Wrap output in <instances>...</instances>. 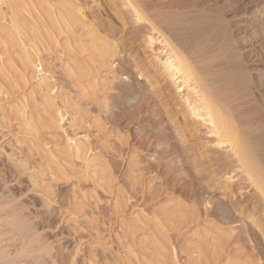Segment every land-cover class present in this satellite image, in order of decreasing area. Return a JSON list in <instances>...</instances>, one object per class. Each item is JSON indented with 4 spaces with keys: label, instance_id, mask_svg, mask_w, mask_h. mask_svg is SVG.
Wrapping results in <instances>:
<instances>
[{
    "label": "bare ground",
    "instance_id": "bare-ground-1",
    "mask_svg": "<svg viewBox=\"0 0 264 264\" xmlns=\"http://www.w3.org/2000/svg\"><path fill=\"white\" fill-rule=\"evenodd\" d=\"M3 2L0 0V85L3 84L7 91L17 90L20 84L39 71L37 45L53 52L59 47L62 49L66 56L64 75L68 85L76 88L78 94L74 101L76 105L73 100L69 102L70 98H66V103L79 107L81 110L78 111L86 116L82 101L91 99L96 90L104 92L103 87L118 78L114 58L121 53H128L137 74L144 77L148 85H153V75L136 53L119 52L118 41L109 37L108 28L99 22L95 24L97 21L89 23L77 0H11L8 2L10 21L7 23L4 22ZM96 2L92 0V3ZM123 6L131 23L142 24L144 42L151 49L152 45L159 44L154 64L157 72L161 71L173 83L187 114L213 137L209 141L212 146L223 150L222 154L225 152L219 159L212 160L211 165L208 164L209 171L213 167H216L213 170L216 172L217 166H228L229 170L222 171L226 175L224 179H234L231 181H237L239 187L245 184L251 187L255 195L251 203H258L264 211V0H123ZM116 14L123 19L126 17L122 10ZM5 53L8 60L2 58ZM50 89L51 86L46 85L43 93L38 92V101L33 96L27 99L22 96L8 108L7 114L18 120L23 130L37 140L39 132L50 126L49 120L61 118ZM107 100V96H103L100 101L104 110L111 107H108ZM100 120L98 114L94 115L92 124H98ZM175 130L180 141L184 142L181 129L176 127ZM64 149L61 162L50 161L55 165H52L50 174L57 179L62 177L67 167L65 163L72 164L73 158L86 161L88 146L86 141H80L66 144ZM36 151L40 153L39 149ZM0 158L2 167L5 160H2L3 156ZM14 162L12 160L11 166L21 165ZM128 167L129 182L135 184L138 179L133 176L131 166ZM15 168L10 175L1 173L3 167L0 169V264H22L23 259L26 262L25 259L36 258L38 261L42 254L49 255V243L48 247H43L44 244L39 247L43 242L39 241L42 235L38 237L39 229L35 228L38 225L34 226L33 219L30 221L32 212L29 210V214L25 210L27 202L18 199L25 186L24 178L20 176L22 172L17 173L23 167ZM86 168L91 169L93 176H98L101 187L111 195L114 212L124 211L128 195L122 186H114L116 177L109 161L99 156L86 163ZM197 174L199 176L198 171ZM30 180L34 185L33 179ZM208 184L211 185L210 182ZM242 202L237 200L236 204L233 203L234 210ZM188 204L180 199L166 201L154 213L157 215H154L152 223L140 221L137 216L126 222L131 234L141 228L139 221L147 226L144 236L139 238V254L133 253L136 256L133 264H178L174 257L176 250L170 240L174 234H181L184 238L182 251L188 264H264L251 251L243 256L233 254L239 248L237 243L230 244L231 230L229 232L201 215L207 213L195 207L194 202L193 205ZM259 221L251 217V232L253 227L263 234V223ZM12 237L15 240L9 244ZM4 240H8L7 243L4 244ZM37 242L43 253L38 254L34 249ZM32 260L33 264L38 263Z\"/></svg>",
    "mask_w": 264,
    "mask_h": 264
},
{
    "label": "rangeland",
    "instance_id": "rangeland-1",
    "mask_svg": "<svg viewBox=\"0 0 264 264\" xmlns=\"http://www.w3.org/2000/svg\"><path fill=\"white\" fill-rule=\"evenodd\" d=\"M8 2L11 0H4L2 4L5 23L10 21ZM77 3L89 23L97 21L95 24L99 22L102 27L108 28L106 31L109 37L118 41L119 52L136 53L141 63L148 67L154 81L152 86L148 85L145 78L137 74L132 57L128 53H121L114 58L118 78L108 82L103 87L104 92L96 90L91 99L82 101L86 116L75 106L77 89L68 85L69 81L64 75L66 56L61 52L62 49L59 47L53 52L37 45V74L20 84L17 90L7 91L3 84L0 85V157L3 156L4 166L8 167L2 166L1 173L10 175L11 170L14 171L17 166H11L12 160L21 164L23 168L19 166L17 168H21L20 171H15L18 174L22 172L20 176L24 178L25 187L18 199L27 202L29 209L25 210L32 212H28L30 217L27 215L30 221L33 219L34 226L38 225L35 227L39 229L38 237L42 235L39 241L46 240L39 245L44 244L43 247H46L49 243L48 256L42 254L40 258L37 257L41 260L25 259V262L23 259L21 263L30 261L33 264L32 260L37 264H133L136 258L133 253L139 254V238L144 236L147 229L140 221L152 223L159 206L176 199L188 205L194 202L195 207L207 213L201 215L222 225L229 232L231 230L230 244L237 243L236 247L239 248L233 254L243 256L251 251L254 257L264 263V232L261 234L253 227L251 232L250 229L253 217L257 221L262 220L259 222L263 223L264 231L263 207L251 203L254 195L251 187H246V184L239 187L237 181H231L234 179H224L226 175L222 171L229 170L228 166H224L226 169L217 166L216 172H213L216 168L213 167L209 171L211 161L219 159L225 152L222 154L223 150L212 146L209 141L213 137L206 133L203 125H199L187 114L173 83L161 71L157 72L154 64L159 44L152 45L154 48L151 49L144 42L142 24L131 23L123 0H97V4L92 3V0H77ZM119 10H122L126 19L116 14ZM6 56L5 53L2 58L8 60ZM46 85L51 86L50 95L53 96L55 109L59 110L61 118L57 121L49 120L50 126L39 132L41 134L37 140L26 133L23 125L7 112L22 96L25 99L33 96L38 101V92L43 93ZM103 96H107V105L112 108L104 110L100 104ZM66 98H70L69 102L73 100L75 107L66 103ZM78 113L85 117L81 120ZM97 114L101 119L98 123L100 126L92 124V117ZM176 127L181 129L184 142L178 138ZM80 141H86L88 146L86 161L73 158L72 164L64 162L67 167L62 177L57 179L51 175L50 170L54 164L50 161L61 162L65 145ZM99 156L109 161L116 177L114 186L120 185L127 192L129 200L124 211L114 212L111 195L101 187L98 176H93L91 169L86 168V163ZM128 166H131L133 176L138 179L135 184L129 182ZM30 179L35 182L34 185ZM229 183L231 185L227 186ZM222 185H226L227 189ZM229 192H233V195ZM237 200L244 201L237 208L238 211L233 208ZM135 216L140 218L138 224L141 228L131 234L126 228V222ZM12 239L6 241L10 244L15 237ZM183 239L181 234H174L170 238L178 264H188L186 254L182 251ZM6 241H3L4 244ZM35 244L34 249L38 254L43 253L40 249L42 245L39 246L37 242L36 247ZM10 247L9 250L12 249Z\"/></svg>",
    "mask_w": 264,
    "mask_h": 264
}]
</instances>
